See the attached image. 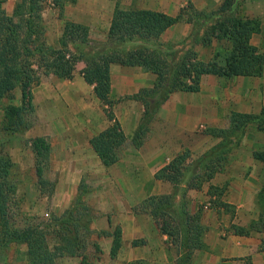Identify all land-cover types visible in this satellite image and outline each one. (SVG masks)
Returning a JSON list of instances; mask_svg holds the SVG:
<instances>
[{
	"label": "trees",
	"instance_id": "1",
	"mask_svg": "<svg viewBox=\"0 0 264 264\" xmlns=\"http://www.w3.org/2000/svg\"><path fill=\"white\" fill-rule=\"evenodd\" d=\"M4 1L0 0V98L5 97L9 91L16 87H20L24 97L21 107L6 108L9 115L16 114L18 119L16 125H9L10 128L5 127V129L23 132L33 126V122L25 120L26 112L24 110L27 107L26 103L28 106L32 104L31 87L41 81V76L36 74V65L38 68H44L45 73L53 72L59 78H71L77 62L83 60L86 64L82 70L83 76L88 83L94 85V92L105 106L104 111L111 121L107 128L90 139L92 147L106 166H111L119 161L120 149L126 142V134L114 111L116 101L110 97L111 65L113 63L140 66L149 70L156 75L154 85H157L155 87H163L167 81L169 82V87L158 96L155 93H150L149 89L142 90L141 95L149 91L147 95L154 100L148 102L143 99L146 111L133 137L134 141L142 139L147 134L148 125L152 121V116L149 114L157 113L175 91H199L204 75L262 76L264 72V52H260L251 43L252 36L261 30V23L257 18L230 17L212 25L205 37V44H210L213 37L225 38L231 45L227 55L223 59L213 58L204 61L199 59L196 51H189L182 57L174 73L170 75L167 57L153 47L151 41L156 42L168 28L182 20L185 8H181L178 14L171 15L159 10L124 9L117 6L108 34L110 45L123 47L135 42L136 39L147 41L148 44L138 45L136 48L127 50L116 47L107 51L94 52L88 49L74 53L69 49V43L87 46L90 41L89 27L76 22H68L61 37L63 47L55 49L44 45L43 41L42 43L38 41L44 28L37 27L34 21L36 15L42 16L41 12L48 0H18L12 16L8 15L3 8ZM76 1L51 0V3L62 15L66 4ZM227 1L231 4L235 0ZM192 4L189 1V6ZM225 7L222 6V8ZM36 54L41 56L38 61L32 58ZM139 96L140 94H136L134 98H139ZM251 116L248 113L234 111L231 114L229 130L215 128L211 132L224 140L231 134L230 132L247 123ZM222 144L223 141L215 148ZM31 147L39 164L49 159L51 144L47 137L32 139ZM254 157L264 161V153L254 151ZM190 159V150L178 153L168 164L156 172L155 177L170 182L177 189ZM228 160L227 156L219 157L206 165L205 167L209 168L207 178H212L215 173L222 170ZM12 164L9 156H0V222L3 227L0 245H3L4 248L11 243L25 244L29 264H58V259L62 256L78 257L80 258L79 264H93L92 257L87 252L90 237L93 234L91 224L94 215L84 199L88 191L85 182L81 181L75 202L64 213L61 215L53 213L48 220L41 218L35 224L27 223L20 226L16 221V214L20 213L17 211L19 207L15 201L17 186L11 176ZM212 167L213 169H211ZM42 171L43 169L38 170V174H42ZM42 184L50 185L51 188L48 179L44 180ZM54 187L52 185V189L49 191L41 189V193L50 196ZM189 187L196 188L193 185ZM172 197L171 193L151 195L140 204L135 205L133 210L136 213L147 212L153 216L160 231L168 235L172 245L177 246V264H192L194 252L205 247L204 227L201 223L202 211L199 208L197 212L190 213L189 210L182 209L183 218L180 222L173 215L176 210L170 207ZM223 204L227 205V203ZM254 229L264 231L263 214L259 220L252 222L247 227L234 225V233L239 235H249ZM104 233L106 232L99 233V236ZM113 236L112 255H115L122 244V231L118 229L113 233ZM52 237L57 241L55 244L52 243ZM134 243L137 241L135 240ZM95 246L97 254L101 248L97 244ZM261 249L264 250V236ZM129 264H149V262L141 259ZM245 264H252L250 257L246 259Z\"/></svg>",
	"mask_w": 264,
	"mask_h": 264
},
{
	"label": "crops",
	"instance_id": "2",
	"mask_svg": "<svg viewBox=\"0 0 264 264\" xmlns=\"http://www.w3.org/2000/svg\"><path fill=\"white\" fill-rule=\"evenodd\" d=\"M17 2L18 0H13L9 3L11 5L7 7L5 5L4 8L8 15H13ZM80 2L81 0H77L75 3H67L63 13L67 18L73 17V21L76 23L92 26L91 22L84 20L85 17L81 18L79 14L71 15L69 8L72 5H75L76 10H82L77 5ZM210 2V0L206 2L208 7L211 5ZM46 3H49L47 9L51 10L50 12L53 15L55 14V18L59 20V15L56 14L57 9L53 7L51 0ZM184 3H180L179 6L184 5ZM179 8L176 11L168 12L166 9L163 12L173 15L177 11L179 12ZM114 11L115 8L109 15L107 26L89 27L90 37L93 34L96 36V33H103L104 37H108ZM179 28L181 30L185 29L183 36L188 33V29L186 31L188 27H170L162 37L168 36L172 32V35L175 34L180 39L182 35H178ZM53 32L55 37L50 35V31L45 45L60 49L63 47L61 29L56 27ZM91 42L90 40L87 46L83 45V48L90 47ZM79 48L80 44L69 43V49L72 52L79 53ZM85 65L83 60L78 61L71 78H59L53 72H43L40 83L35 85L31 101L33 102L34 99L41 109H46V113L50 112L51 109L55 110V106L59 105L52 103V100L63 102L62 108L66 107L64 101H72L73 104L67 105L61 119L55 115L52 118L49 115L47 117V114L44 115L45 117L41 115L39 125L35 124L24 130L31 139L30 147L32 146V139L37 137L45 136L50 141V161L54 172H58L51 197L52 212L57 215L64 213L75 202L80 183L82 180L86 181L85 178L87 177L86 182L89 183L87 196L88 198H95L96 203L94 205L102 213H105L99 219L94 218L91 224L93 235L97 233V236H99L98 232L102 230L110 232L98 237L101 247L99 255L96 256L92 250L93 248H89L88 255L92 257L93 264H129L132 261L141 259L148 261L149 264H177V253L171 247L168 235L160 231L150 213H136L133 207L151 195L169 194L174 190V186L170 182L157 179L155 174L178 153L185 150H191L192 152L193 147L189 146V142L194 135L198 134L199 125L204 126L207 124L208 127L221 125V119L225 117L222 126L226 127L230 124L231 114L234 111L243 113L259 112L264 105L262 87L254 80L255 76H240L244 78L241 82L242 94L247 97L243 105L228 102L231 92L225 85V77L220 75H204L199 91L179 90L172 93L156 113L157 121L153 125L156 131L145 147L148 151L139 152L136 149V152L131 153L132 157L137 158L140 156L143 159L145 165L143 169L146 170L149 178L141 179L137 176L139 179H134L132 182L131 179L126 178L129 173L131 174V171L116 169L125 163L129 164L128 160L125 161L126 155L123 154V157H120L117 163L106 166L91 145L90 139L107 128L111 121L107 119L108 117L104 111L105 106L94 92V85L88 83L83 76L82 70ZM36 67L38 66L36 65ZM140 68L142 67L125 66L120 63L111 65L110 97L116 101L114 111L126 134L124 145L130 142L132 136L135 135L141 123L143 111L146 109L140 101L134 100L135 98L124 99V97L132 95L133 98L136 94H139L142 88L152 82L151 79L148 80L143 77L144 73ZM43 75L48 78L46 81H49V83L44 80ZM254 86L259 92V97L257 100H249L250 91L254 90ZM46 90L47 92H45ZM238 95L239 93H237ZM88 97L93 98L95 104L99 102L101 107L94 109L92 103L87 101ZM41 98L45 103L40 101ZM257 102L261 106H257ZM42 104L47 105L45 107ZM204 135L212 143L219 138L213 135L211 131ZM32 153H34L33 150ZM236 163L240 164V161ZM116 170L124 176L121 178L123 184L120 183L122 182L121 179L116 177ZM109 171L111 172L109 173ZM238 171H242V177L240 178L236 173ZM95 175H98L102 182H107L109 178L113 182V186L95 188L97 183L90 178L95 177ZM223 180L228 181H224L227 182V189L223 200H225V203L235 206V215L228 217V211L222 206L209 209L208 215L210 217L204 220L207 224L205 235L207 247L194 252L192 264H245L248 257H250L252 264H264V250L261 249L264 235L261 230L254 229L251 230L249 235H239L235 234L231 228L234 225L247 227L259 219L255 197L262 186L261 176L254 169L250 170L247 167L234 169L230 167L222 174L218 173L212 179V184L220 186L224 184ZM107 192L110 193L109 198ZM126 192L127 194H124ZM130 193L132 194L130 195ZM197 208L196 203L192 202L189 210L191 213H195ZM109 213L110 215H108ZM116 221L121 224L122 244L118 252L112 255L114 244L112 228ZM135 240L137 243H134ZM70 259L80 258L72 257Z\"/></svg>",
	"mask_w": 264,
	"mask_h": 264
},
{
	"label": "rangeland",
	"instance_id": "3",
	"mask_svg": "<svg viewBox=\"0 0 264 264\" xmlns=\"http://www.w3.org/2000/svg\"><path fill=\"white\" fill-rule=\"evenodd\" d=\"M13 1V0H12ZM12 1L9 2V0H5L3 2V8L11 5ZM189 1H191L193 4L192 6H189ZM210 6L208 7L207 0H81L79 5L80 9L82 10H76L75 5H72L69 8V11L71 12V15L79 14L81 18H84L87 22H91L92 26L85 25L86 27H105L107 26V22H109V15L113 12L114 8L121 7L124 9L129 8H146V9H153V10H168V12L176 11L178 7L179 11L181 8H185L184 11V18L171 27H188L186 28V31L188 29V33L183 36V33H185V29H180L178 35H182L179 39L178 36L175 34L172 35V32L165 37H162L158 39L156 42L151 41V45L158 49V51H161L165 57H167V64L169 66V70L171 71L170 75H172L175 71V68L180 64L182 57L189 51H196L198 53V57L201 60L209 61L213 58L223 59L228 52V49L230 48V42H228L225 38H222L220 36L213 37L212 42L210 44H205V37L208 33V30L212 27V25L220 23L223 20H226L230 17H238V18H257L260 20L261 23V30L259 33H255L251 38V43L255 45L260 52H264V0H235L233 3H229L227 0H210ZM180 3H184V5L179 6ZM226 6L225 8H222V6ZM44 11L42 10L41 15L35 17L34 21L37 27H43L44 32L42 35H40V38L38 41L40 43H44V45L47 42V38L49 37V33L51 31L50 35H54V29L56 27L61 29V35L64 31V28L68 22H75L73 21V17L67 18L65 17V13L62 15L60 14V11L57 9L56 14L59 15V20L55 18V14L53 15L51 10L47 9L49 6V3H45ZM5 9V8H4ZM77 11V12H74ZM79 11V12H78ZM83 12V17L81 13ZM65 12V11H64ZM178 14V11L177 13ZM175 13L173 15H176ZM172 35V36H171ZM90 40L92 41L90 43V47L83 48V45H80L79 52L90 50L94 52H100V51H107L111 50L113 48H122L124 50L127 49H133L136 48L138 45L143 46V44H148L147 41H144L142 39H136L135 42L128 44L126 46H120L115 45L111 46L108 42V37H104V34L96 33V36L93 34L92 37H90ZM71 44V43H70ZM33 59L36 61L41 59V56L36 54L35 56H32ZM37 68L36 74L39 76H42L43 72L45 71L44 68ZM141 71L144 73L143 77H146L148 80H152V82L147 85L145 88H142L139 92L140 96L139 98H132V95H128L125 98H130L134 100L140 101L144 108V100H147L148 102H152L154 98L147 95V93H155L156 96L159 95V93L164 92V89H167L169 87V82L167 81L163 87H155L154 85L156 75L150 72L149 70L145 68H140ZM1 72V67H0ZM1 75V73H0ZM225 77V85L229 92H231L230 97L228 98L229 103H237L239 105H243L244 101L247 100V97L244 96L242 88V77L240 76H224ZM254 80L256 83L258 82V85H261L262 92L264 95V75L262 76H255ZM44 80L46 81L48 78L43 75ZM258 78H260L258 80ZM223 79V78H222ZM47 82V81H46ZM51 82V81H50ZM49 83V81L47 82ZM254 82V85L256 84ZM37 87V86H36ZM35 85L31 87L30 95L33 97ZM143 89H149V91H146L144 93L141 92ZM47 92V90L45 91ZM237 93L239 95L237 96ZM259 97V92L254 86V90L250 91L249 100H257ZM144 99V100H143ZM240 99V100H239ZM23 91L20 89V87H16L15 89L9 91L5 97L0 98V156L1 155H7L11 158L12 161V171L11 176L12 180L14 181L15 185L17 186L16 191V198L15 201H17V211H19V215L16 214V221H18L19 224L17 225H24V224H35L37 221H39L41 218L48 220L51 215L54 213L52 212L51 205V197L52 194L45 195L41 193V189H44L45 191H49L52 189V185L55 186L58 172H54L52 168V163L50 161V157L48 160L44 161L43 163L39 164V161L37 160L36 154L32 153V149L30 147V141L31 139L29 136L23 131H14L12 129H5V127H9V125H16V120L18 119V116L16 114L9 115L7 113L6 108L10 106H22L23 104ZM28 100V98H27ZM142 100V101H141ZM43 102L42 98L40 100ZM87 101L92 103L94 109H99L100 103L97 102L95 104L94 99L91 97L87 98ZM86 101V102H87ZM52 103H55V105L59 104L57 107L55 106V110L51 109L50 112L46 113V109L43 110L40 108V105H38L34 99L33 102H31V106H28V103H26L27 107L25 108V120L33 122V126L40 124V118L41 115L47 114V117H53L54 115L57 116L59 119H61V116L64 114V110L66 109L68 104H73L72 101H64L66 104V107H63V102L52 100ZM45 103V102H43ZM227 103V104H229ZM264 104V101H263ZM46 105L47 104H42ZM139 105V104H138ZM257 106H259V102L256 103ZM82 106V105H81ZM261 106V105H260ZM80 108L79 106H77ZM101 107V106H100ZM230 107V106H229ZM228 107V108H229ZM44 111V112H43ZM146 109L143 111V116L145 114ZM248 114H251L250 120L243 124L241 127L236 129L233 132H227L229 135L226 137V139H222L221 137L217 138V141L212 143L208 140V138L205 137V133L208 134L209 131L212 129H226L229 130V125L224 127V119H221V125H215L208 127L207 124L204 126L199 125L198 131L196 135L191 138L189 142V146L193 147L191 152V159L187 162V166L185 169V174L182 178L181 183L179 184L178 188L171 192L173 195L170 207L171 209H175V213L173 215L178 219V221L181 222L182 220V209L189 210L190 204L194 202L197 205V210L199 208L202 211V217H201V223L204 227V241H205V235L207 233V224L204 222L205 219L209 218L208 215L209 209L211 207L218 208L219 206L225 207V210L228 211V217H231L235 215V206L233 205H225V200H223V196L225 195V190L227 189V180H223L222 185H214L212 184V179L218 174L222 172L227 171L230 167L234 169L239 168H249L250 170L254 169L259 172L261 176V182L262 186L261 189L256 193L255 202L256 207L259 211V217L261 214L264 215V161L259 160L254 157V151H258L260 153H264V105L262 109L257 112H250ZM44 116V117H45ZM149 116H152V121L149 123L148 127L149 130L147 134L142 138L138 139L140 141H134V136H132L131 141L128 142L126 145H124L120 149V157H123V154L127 156L126 160H128L129 164L127 165L124 161V165L118 166L116 169H125L126 171H131V174L129 173L127 175V179H147L149 178V175H147V172L143 167L145 165L143 164V159L139 157L135 158L131 156V153L137 151L139 152H147L148 149H146V145L152 134L156 131L154 125V122L157 121V115L155 114H149ZM219 117V116H218ZM143 118V117H142ZM227 118V117H226ZM229 118V117H228ZM108 119V118H107ZM142 121V120H141ZM141 124V123H140ZM10 128V127H9ZM210 135V134H209ZM172 139V137H171ZM174 141V139H172ZM221 141H223L222 146L215 148ZM35 155V158H34ZM242 155V156H241ZM228 157V163L224 166L222 170L215 173V175L208 179L207 178V172L209 171L208 167H205L206 165H209L211 161H215V159L221 157L225 158ZM131 157V158H130ZM236 157V159H235ZM240 159V160H238ZM237 161H240V164L236 163ZM42 174H38V170H42ZM213 169V167L211 168ZM134 171V172H133ZM111 171H109L110 173ZM139 173V174H134ZM238 177H242V171L236 172ZM111 175V174H110ZM138 176V177H137ZM116 177L118 179H121L122 176L121 173L116 170ZM97 183L95 185V188L97 187H111L113 186V182L109 180L106 182H102L100 180V177L98 175H95V177H90ZM225 178V177H224ZM48 179L51 183L47 186V184H42L44 180ZM87 181V177L85 178ZM43 180L41 183L39 181ZM91 180V179H90ZM84 181V180H83ZM84 181L85 185L88 188V191L86 195L84 196L85 202L87 206L91 209L94 218H101L105 213H102L101 210H99L94 204L96 203L94 200L95 198H88L89 193V183ZM109 181H111L109 183ZM123 184V180L121 179ZM227 181V182H224ZM133 182V181H132ZM195 186L196 188H190L189 186ZM198 185L199 187H197ZM109 192H107V197L109 198ZM124 194H127L124 193ZM132 193H130L131 195ZM144 201V200H143ZM141 201V202H143ZM139 202L138 204H140ZM137 204V205H138ZM190 212V210H189ZM191 213V212H190ZM55 214V213H54ZM110 215V213L108 214ZM258 217V218H259ZM259 220V219H257ZM256 220V221H257ZM261 226V225H260ZM182 228H184V225H182ZM234 232V226L231 227ZM118 229L122 231L121 224L114 222L112 233H115ZM102 232H109L108 230H102L99 231V233ZM110 233V232H109ZM261 233L264 235V231H261ZM105 234V233H104ZM3 235V227L0 222V237ZM103 235V234H102ZM99 236H97V233L95 235H91L90 237V245L89 248H93L92 250L95 252L96 246L95 244L99 245ZM98 238V239H97ZM52 243L55 244L57 241L54 240L52 237ZM2 241V240H1ZM169 243V237H168ZM171 247L173 250L177 253L178 248L176 245H172ZM206 243L205 247L206 248ZM101 248V247H100ZM182 250V249H180ZM27 246L22 243H11L9 246L4 247L3 245H0V264H29L27 261L26 256ZM89 253V251L87 252ZM96 254V253H95ZM99 255V251L97 252L96 256ZM69 257V258H68ZM72 257L70 256H62L58 259V264H79L80 259H70ZM75 258V257H73ZM91 259V258H90Z\"/></svg>",
	"mask_w": 264,
	"mask_h": 264
}]
</instances>
